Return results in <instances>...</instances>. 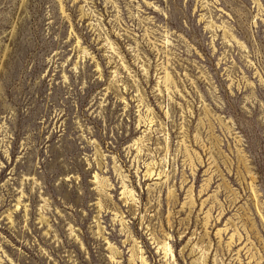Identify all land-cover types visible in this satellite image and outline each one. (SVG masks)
<instances>
[{
  "label": "rangeland",
  "instance_id": "obj_1",
  "mask_svg": "<svg viewBox=\"0 0 264 264\" xmlns=\"http://www.w3.org/2000/svg\"><path fill=\"white\" fill-rule=\"evenodd\" d=\"M0 264H264V0H0Z\"/></svg>",
  "mask_w": 264,
  "mask_h": 264
}]
</instances>
